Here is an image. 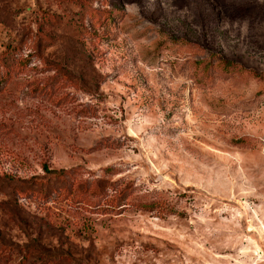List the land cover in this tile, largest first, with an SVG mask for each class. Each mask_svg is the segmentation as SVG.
Here are the masks:
<instances>
[{
    "label": "rangeland",
    "instance_id": "374dc122",
    "mask_svg": "<svg viewBox=\"0 0 264 264\" xmlns=\"http://www.w3.org/2000/svg\"><path fill=\"white\" fill-rule=\"evenodd\" d=\"M262 137L264 0H0V264H264Z\"/></svg>",
    "mask_w": 264,
    "mask_h": 264
},
{
    "label": "built area",
    "instance_id": "2783aa9c",
    "mask_svg": "<svg viewBox=\"0 0 264 264\" xmlns=\"http://www.w3.org/2000/svg\"><path fill=\"white\" fill-rule=\"evenodd\" d=\"M261 150L264 152V137L261 138Z\"/></svg>",
    "mask_w": 264,
    "mask_h": 264
},
{
    "label": "bare ground",
    "instance_id": "6f19581e",
    "mask_svg": "<svg viewBox=\"0 0 264 264\" xmlns=\"http://www.w3.org/2000/svg\"><path fill=\"white\" fill-rule=\"evenodd\" d=\"M261 222V221H260ZM262 223V222H261ZM263 228V230H264V226L262 227Z\"/></svg>",
    "mask_w": 264,
    "mask_h": 264
}]
</instances>
